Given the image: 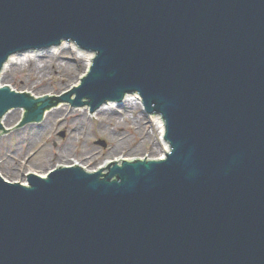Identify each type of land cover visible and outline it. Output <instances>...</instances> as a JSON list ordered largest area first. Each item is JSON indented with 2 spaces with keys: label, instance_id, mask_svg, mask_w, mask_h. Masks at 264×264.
Wrapping results in <instances>:
<instances>
[{
  "label": "water",
  "instance_id": "obj_1",
  "mask_svg": "<svg viewBox=\"0 0 264 264\" xmlns=\"http://www.w3.org/2000/svg\"><path fill=\"white\" fill-rule=\"evenodd\" d=\"M63 39L95 53L87 77L61 98L0 86V131L12 108L138 92L171 150L0 174V264H264V0H0V80Z\"/></svg>",
  "mask_w": 264,
  "mask_h": 264
},
{
  "label": "rangeland",
  "instance_id": "obj_2",
  "mask_svg": "<svg viewBox=\"0 0 264 264\" xmlns=\"http://www.w3.org/2000/svg\"><path fill=\"white\" fill-rule=\"evenodd\" d=\"M66 44L68 48H72L73 44ZM49 50L50 47L38 51L48 55L38 60V65L42 67L47 62L49 69H54L36 88L32 83L39 78L34 75L35 69L31 72L28 63H25L26 66L23 65L21 69L10 72L5 82L0 80V84L9 85L14 90L29 92L35 96L64 97L73 84L68 89L65 86L54 88V82H58L62 77L79 79L84 75L86 60L76 54L73 48L58 55H53V52L48 53ZM23 58H28V55ZM53 65L54 67L50 68ZM75 97L77 94H73V98ZM60 103H65L74 110L86 107L75 104L71 106L68 101ZM60 103L49 110L58 107ZM132 104L125 102L120 107L115 105L117 109L105 113H102L100 107L97 112L87 111L84 115H70L64 119L66 122L64 120L43 122L45 116L42 122L20 125L4 133L0 137V172L8 180L26 183L27 173L43 174L56 168L59 165L57 156L60 154H66L75 161L86 163L85 166L91 170H97L107 161L121 158L164 157V141L157 123L146 113L142 104L133 106ZM19 109L22 110L21 116L8 126H4L5 128L14 127L22 120L25 110ZM99 140L106 141L107 145H102ZM60 165L68 166L64 163Z\"/></svg>",
  "mask_w": 264,
  "mask_h": 264
},
{
  "label": "bare ground",
  "instance_id": "obj_3",
  "mask_svg": "<svg viewBox=\"0 0 264 264\" xmlns=\"http://www.w3.org/2000/svg\"><path fill=\"white\" fill-rule=\"evenodd\" d=\"M68 43L73 44L72 48L74 49V51H76V54H78L79 56H82V58H84L86 60V65H85L83 73L84 74L87 73V71L90 69V67L92 65L91 63L93 62V58H94V57H92L94 55L93 51H86L85 48L79 47L74 41L68 42ZM66 45L67 44L64 43V44L51 46L48 53L53 52V55H55V54L58 55V54H60L62 52H65V51L68 52L69 51L68 49H70V50L72 49L70 47L68 48V46H66ZM41 50H43V49L33 50V51H29V52H25V53H20V54L9 56L7 61L4 63V67H3V71H2V75H1V81L5 82L6 78L9 76L10 72H12L14 70L16 71V69L17 70L21 69L23 67V65L26 66L25 63H28L30 65L31 72L33 71V69H35L34 75L39 78L38 81H34L32 83V86L36 88V86L42 80H45V78L48 75V73L51 72L52 69H54V68H51V67H54V65L50 66L51 69H49V67L46 64L47 62H45V64L42 67H40L38 65V60L44 59V57L47 55V53L41 54V53L38 52V51H41ZM27 55H28V58H23V57H26ZM19 58L21 59L20 60L21 62L18 60ZM24 59H27L26 62L23 61ZM53 64H55V62ZM67 82H68V84H67ZM78 83H79V79L78 78L77 79H72V78H64V77H62L58 82H54V86L53 87L55 88V86H56V87H61L62 88L63 86H65L68 89V88H70L71 84H73L71 86L73 88V86H77ZM125 102L129 103V104H130V102L133 103L132 106L136 105V104L139 105V104H142V99L136 93H133V94L128 93L126 95L125 99L122 101V103H125ZM122 103L117 104V107H118V105H119V107H120V105L123 106ZM115 105L116 104H115L114 100L113 101L110 100L109 102L103 104V106L101 107L102 113H105L107 111L110 112L113 109H117L115 107ZM84 108L85 109L82 108L83 110L82 109L74 110L72 108H69L65 103H60V105L58 107H55V108L49 110L46 113V115H45L46 119L44 117L45 121H43V122H50V121L52 122V120L53 121L54 120L55 121L56 120L63 121L66 117H68L70 115H79V114L80 115H84V114H86L87 111H90V105L88 103L86 104V107H84ZM21 114H22V110H20V109L18 110V108L17 109H12V110H10L9 112H7L5 114V116L2 119V122L4 123L5 126H8L12 122H14L16 119H18L21 116ZM150 116L153 118L154 122H156L158 127H159L160 133L162 135L161 138L163 137V141H164V152L166 154L168 152L167 150H169V145L164 139L165 125H164V123H163V121H162L160 116H156V115H150ZM69 157L66 154H63V155L60 154V155L57 156V162L59 164H63V163L64 164H69L70 163L71 165L77 163V164H79V166L82 165L81 167L85 168L86 170H90V169H88L85 166L86 163H84V162H79L78 163V161H75V160L71 159V157L70 158ZM164 157H165V155H164ZM108 164L109 163H105L102 166H107ZM102 166H100V167H102Z\"/></svg>",
  "mask_w": 264,
  "mask_h": 264
}]
</instances>
